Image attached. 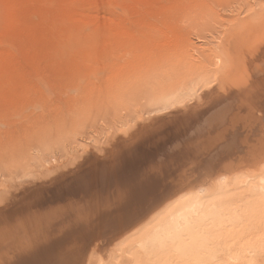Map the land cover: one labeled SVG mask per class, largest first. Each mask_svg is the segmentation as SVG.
<instances>
[{
  "label": "rangeland",
  "instance_id": "rangeland-1",
  "mask_svg": "<svg viewBox=\"0 0 264 264\" xmlns=\"http://www.w3.org/2000/svg\"><path fill=\"white\" fill-rule=\"evenodd\" d=\"M159 87L195 94L150 111ZM226 160L244 180L264 162V0H0V264L102 256ZM263 200L243 214L259 221L246 264H264ZM165 251L143 264H177Z\"/></svg>",
  "mask_w": 264,
  "mask_h": 264
},
{
  "label": "bare ground",
  "instance_id": "bare-ground-1",
  "mask_svg": "<svg viewBox=\"0 0 264 264\" xmlns=\"http://www.w3.org/2000/svg\"><path fill=\"white\" fill-rule=\"evenodd\" d=\"M149 58H150V55H149ZM154 60H155V58H154ZM169 62H171V61L169 60ZM151 64L153 65V63H151ZM212 64H213L212 66H215V67H213V70L214 71L217 70L218 57H217L216 61ZM148 68H149L148 66L146 68L144 66L142 68V66H141L140 69L136 70L135 72L134 71L129 72L130 73L129 75H127L128 73L127 74L124 73V75H125L126 79L130 78V77H133V78L135 77L136 80H139L138 78L147 77V75H148L147 72H149L151 69V68H149V69ZM147 69L149 71H146ZM122 70H123V68L121 70H117V71L115 70V73H114V75H116L115 79L118 76L120 77V75H122V73H121ZM152 71H153V68H152ZM133 72H134V74H133ZM109 77H111V76H108V78ZM125 77H124V79H125ZM135 78H134V80H135ZM112 79H114V78L112 77ZM115 79L113 80V82L117 81V79L116 80ZM118 80H120V79L118 78ZM123 80H121V82ZM146 80L147 79H145V81ZM105 81L106 80H104V82ZM107 81H108V79H107ZM130 81H132V80L130 79ZM121 82L119 83V85L121 84ZM107 83L109 84V82H107ZM125 83H126V81H125ZM105 85H107V84L105 83ZM115 85L117 86V83ZM170 88L168 89L166 87V89H165V87H163V88L159 87L160 90L159 89L155 90L156 92L159 93V96L157 98H154V99L151 98L150 103L147 105L148 109L153 108L150 111L153 110V111L157 112V111H163V110L171 109L172 107L178 106V104H180L182 101L189 99L190 97H192L195 94L194 90L183 89L180 91V90L175 89L174 87H172L171 89ZM102 89L104 90L103 91L104 93L106 91H110V90H106V89H104V87H102L101 89H99L101 91V93H103ZM113 89L116 92V90L118 88L115 89V87L114 88L112 87V90ZM155 91L153 92V90H152L151 92H153L155 94ZM110 92H108L107 95L104 94L103 98H105V97L107 98L108 94H111ZM123 93L124 92H122V94ZM84 95H85V93H84ZM100 95L101 94H99V96ZM93 96L95 97V95H93ZM99 96H98V98H99ZM126 96H127V94H126ZM130 96H131V94H130ZM154 96H156V95H154ZM100 98L102 99V97H100ZM94 99H97V98L91 97L89 99L91 101H88V102L92 103ZM95 101H97V100H95ZM240 124L237 126H240ZM236 128H237L236 133H239L238 132L239 128L238 127H236ZM242 129L245 131V134H250L249 130H248L249 128L247 129L244 126L243 127L241 126L240 130L242 131ZM241 156H242L241 153L238 155L236 154L235 159H237V158L239 159V158H241ZM232 157H231V159H232ZM209 158H212V157H209ZM219 158L222 160L228 159L229 154L223 153V151H222L219 155ZM241 159H243V158H241ZM226 161H227V163L225 164L226 167L223 166L220 169V171L217 170V171H213V172H209L210 169L213 168V166L209 163H206L205 167L207 169H205L206 173L204 174V177L206 176L212 180L211 182L209 181L210 184H209L208 180H206L205 183H202L201 185H200V181L202 179L199 181H196V184H197L196 188H194L193 190H190L187 193L181 194L180 196L176 197L174 199V202H172V203L166 202L161 207L160 210H158L156 213H154L151 216V218L147 221V223L142 224L141 226L137 227L136 229H134L133 231H130L127 234L125 233L124 238H122V239L119 238L120 240L117 239L116 242L112 243L105 250V253L102 256L99 255L101 253L98 254L94 250L95 249L94 247H93L94 249L92 248L88 252L86 251L87 253L85 256L84 264H143V260L145 257L142 254H147L148 252L150 254H152L153 252L158 253V250L162 249V248L166 250L164 253L168 252L170 255H172V257H174L177 260V262L179 264H246V263H249V261L251 259V255L253 253L257 255V253L254 252V250H257V248L255 249V247L253 246L255 243H254V241L252 242L250 240L254 239L252 237V229H254V225L256 227V224L259 221L258 222L256 221V224H254L253 223L254 218L258 219L256 216H254V218H253V216L249 215L252 219H250V218L245 219V217H243L244 216L243 214H245L247 212L249 214L250 210L252 208L254 210L255 207L253 205H251L252 202L254 203V202L259 200L258 201V203H259L260 199L261 200L264 199V162L260 165V166L263 165L261 167L260 171L252 174L250 177H248L246 180H244L240 176H235L236 174H234L233 177H229V175L224 174L225 172L231 170L232 168H235V166L237 165L236 164L237 161H235V160H226ZM210 163H211V161H210ZM24 171H26V170L24 169ZM246 173L247 172H245L243 174L246 175ZM244 175H242V176H244ZM247 175H248V173H247ZM249 175H250V173H249ZM244 178H245V176H244ZM249 178H250V180H249ZM199 179H200V177H199ZM242 182H244V185H246L245 192L243 194L239 193L237 190L239 188V185ZM245 183H247V184H245ZM241 192H242V190H241ZM245 199L251 200V203H249V202L248 203L250 206H252V208H250V206H248V203L247 204L245 203V206H242V204H244ZM240 211H243V212H240ZM251 212H252V210H251ZM248 214L246 216H248ZM262 214H263V212H262ZM261 224H262V222H261ZM226 226H230L229 228L232 231H234L235 235H233V234L232 235L236 236V237H235V239H231L230 241L232 243L235 241L236 243H234V244L231 243V245L228 247L230 249H228V250H227V247L225 246L226 247V251H225L224 250L225 240L222 242V240H219V238L221 239L220 236H223L225 233L227 234L226 231L225 232L223 231L225 228H227ZM235 228L239 232L236 231V233H235ZM262 232H264V230L261 229V233ZM226 234H225V236H226ZM62 235L63 234H58L56 236L59 239V237ZM43 236L44 235H39L38 242L36 244L29 245L30 246L29 248H31L33 246L31 249V250H33V254L36 253L35 251H38L40 253H44L45 250H47L49 240L45 244L44 239L46 237L45 236L43 237ZM255 236H256V234L254 235V237ZM224 237H223V239H224ZM226 237L228 238V236H226ZM260 238L261 237L259 235V239ZM64 240H65V238H64ZM217 240L221 241L222 243L220 242V244H219V242H214ZM260 241L262 242L261 239H260ZM59 242H60V240H59ZM222 244H223V249H222L223 253H221V251H220V249L222 248L221 247ZM262 244H264V242ZM41 245H43V246H41ZM256 245H258V244H256ZM39 246H41V247L39 248ZM34 247H36L37 249H34ZM82 248L84 249V247H82ZM53 249H55V248H53ZM53 249L51 246L52 251H53ZM83 249H82V251H84ZM85 249H87V248H85ZM171 249H172V251H171ZM258 249H259V247H258ZM60 253H58V254H60ZM14 254H15V252H14ZM36 254H38V253H36ZM165 257H167V256L165 255ZM254 257H255V255H254ZM82 258H83V256H82ZM36 259H38V258H36ZM167 259H164V262H162V263H165V261H167ZM78 260H79V258H78ZM15 262L16 261H13L10 264H14ZM170 262H171V260H170ZM149 264H151V263L149 262Z\"/></svg>",
  "mask_w": 264,
  "mask_h": 264
}]
</instances>
